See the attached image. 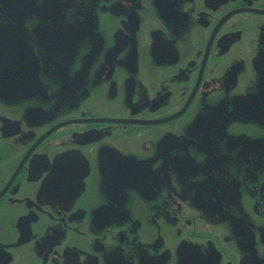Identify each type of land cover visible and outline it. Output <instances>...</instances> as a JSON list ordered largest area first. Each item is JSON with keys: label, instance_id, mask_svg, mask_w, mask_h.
Masks as SVG:
<instances>
[{"label": "flooded vegetation", "instance_id": "obj_1", "mask_svg": "<svg viewBox=\"0 0 264 264\" xmlns=\"http://www.w3.org/2000/svg\"><path fill=\"white\" fill-rule=\"evenodd\" d=\"M1 1L0 264H264V0Z\"/></svg>", "mask_w": 264, "mask_h": 264}, {"label": "water", "instance_id": "obj_2", "mask_svg": "<svg viewBox=\"0 0 264 264\" xmlns=\"http://www.w3.org/2000/svg\"><path fill=\"white\" fill-rule=\"evenodd\" d=\"M3 6L5 2L0 0ZM37 78L30 54L16 41L0 43V97L21 99L32 95Z\"/></svg>", "mask_w": 264, "mask_h": 264}]
</instances>
